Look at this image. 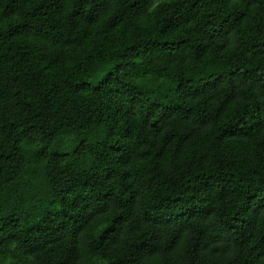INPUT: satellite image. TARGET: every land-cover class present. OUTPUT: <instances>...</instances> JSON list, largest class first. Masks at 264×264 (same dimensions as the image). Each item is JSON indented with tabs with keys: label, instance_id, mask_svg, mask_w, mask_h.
I'll return each instance as SVG.
<instances>
[{
	"label": "trees",
	"instance_id": "obj_1",
	"mask_svg": "<svg viewBox=\"0 0 264 264\" xmlns=\"http://www.w3.org/2000/svg\"><path fill=\"white\" fill-rule=\"evenodd\" d=\"M264 264V0H0V262Z\"/></svg>",
	"mask_w": 264,
	"mask_h": 264
},
{
	"label": "rangeland",
	"instance_id": "obj_2",
	"mask_svg": "<svg viewBox=\"0 0 264 264\" xmlns=\"http://www.w3.org/2000/svg\"><path fill=\"white\" fill-rule=\"evenodd\" d=\"M0 264H10L8 261L0 262Z\"/></svg>",
	"mask_w": 264,
	"mask_h": 264
}]
</instances>
